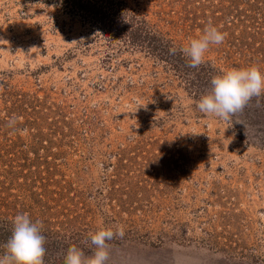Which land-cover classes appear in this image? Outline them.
Instances as JSON below:
<instances>
[{
  "label": "rangeland",
  "instance_id": "374dc122",
  "mask_svg": "<svg viewBox=\"0 0 264 264\" xmlns=\"http://www.w3.org/2000/svg\"><path fill=\"white\" fill-rule=\"evenodd\" d=\"M209 21L226 39L189 67ZM252 66L264 0H0V257L27 213L44 264L118 227L108 264H264V94L197 108Z\"/></svg>",
  "mask_w": 264,
  "mask_h": 264
},
{
  "label": "clouds",
  "instance_id": "9594fccd",
  "mask_svg": "<svg viewBox=\"0 0 264 264\" xmlns=\"http://www.w3.org/2000/svg\"><path fill=\"white\" fill-rule=\"evenodd\" d=\"M227 34L222 32L211 21L205 26L203 34L191 39L182 48L183 54L190 58L189 67H198L204 62L205 54L212 45H220ZM175 52V49H170ZM212 90L201 96L197 102L200 112L228 120L231 116L243 111L248 102L254 97L264 94V72L258 67L230 69L212 78ZM17 121L12 117L8 127L14 128ZM243 127L242 122H238ZM14 228L10 238L4 245L6 253L0 257V264H44L46 237L42 234L40 221L32 222L29 214H18L13 219ZM95 251L91 257L85 258L84 252L72 246L64 258V264H108L110 259L107 241L116 236H123V227L116 231L111 228L100 229L89 234Z\"/></svg>",
  "mask_w": 264,
  "mask_h": 264
}]
</instances>
